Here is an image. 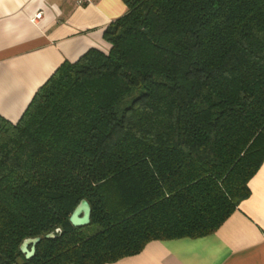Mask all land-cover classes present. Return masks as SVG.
I'll return each mask as SVG.
<instances>
[{
  "label": "trees",
  "instance_id": "trees-1",
  "mask_svg": "<svg viewBox=\"0 0 264 264\" xmlns=\"http://www.w3.org/2000/svg\"><path fill=\"white\" fill-rule=\"evenodd\" d=\"M123 2L107 50L63 61L18 121L0 115V264L116 262L212 234L250 195L264 0ZM81 199L90 222L73 226ZM29 237L41 240L27 259Z\"/></svg>",
  "mask_w": 264,
  "mask_h": 264
},
{
  "label": "crops",
  "instance_id": "crops-1",
  "mask_svg": "<svg viewBox=\"0 0 264 264\" xmlns=\"http://www.w3.org/2000/svg\"><path fill=\"white\" fill-rule=\"evenodd\" d=\"M126 10L123 0H0V115L18 121L63 61L107 50L104 30ZM248 186L250 195L214 233L151 241L106 264H264V163Z\"/></svg>",
  "mask_w": 264,
  "mask_h": 264
},
{
  "label": "water",
  "instance_id": "water-1",
  "mask_svg": "<svg viewBox=\"0 0 264 264\" xmlns=\"http://www.w3.org/2000/svg\"><path fill=\"white\" fill-rule=\"evenodd\" d=\"M91 207L86 199H81L70 215V222L73 226H85L90 222ZM60 229L57 228L56 232ZM55 233L51 232L46 235L47 238H52ZM41 240V237H29L23 240L20 245V251L25 255V258H30L35 253L36 244Z\"/></svg>",
  "mask_w": 264,
  "mask_h": 264
},
{
  "label": "built area",
  "instance_id": "built-area-1",
  "mask_svg": "<svg viewBox=\"0 0 264 264\" xmlns=\"http://www.w3.org/2000/svg\"><path fill=\"white\" fill-rule=\"evenodd\" d=\"M74 1H75V3H76L78 6H82V5H86V4H90V3H92L93 0H74ZM41 15H42V12H38V13L36 14L34 20L37 19V18H40Z\"/></svg>",
  "mask_w": 264,
  "mask_h": 264
},
{
  "label": "rangeland",
  "instance_id": "rangeland-1",
  "mask_svg": "<svg viewBox=\"0 0 264 264\" xmlns=\"http://www.w3.org/2000/svg\"><path fill=\"white\" fill-rule=\"evenodd\" d=\"M96 229H97V227L93 226V227H90V228L87 230V232H88V233H93V232L96 231Z\"/></svg>",
  "mask_w": 264,
  "mask_h": 264
}]
</instances>
